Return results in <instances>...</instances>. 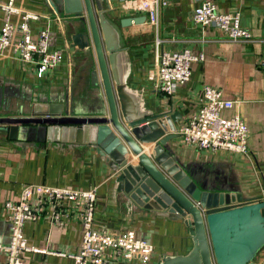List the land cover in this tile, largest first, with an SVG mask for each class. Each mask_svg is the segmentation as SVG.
I'll return each instance as SVG.
<instances>
[{
    "label": "crops",
    "instance_id": "obj_1",
    "mask_svg": "<svg viewBox=\"0 0 264 264\" xmlns=\"http://www.w3.org/2000/svg\"><path fill=\"white\" fill-rule=\"evenodd\" d=\"M133 1L93 0V3L95 7L96 2L100 3L105 16L118 26L130 56L128 85L143 90L148 107L177 110L180 113L177 126L197 111L203 99L202 87L209 84L234 100L228 113H240L249 125L247 155L198 149L185 144L177 134L168 143L174 146L178 161L199 184L220 182L246 198L264 199V69L261 64L264 61V0H211L220 11L240 12L241 26L251 33L246 41H231L216 26L194 23L191 12L200 0L169 1L160 15V47L164 50L188 47L196 54L203 53L202 60L191 63L190 79L178 85L169 96L148 79V74L155 69L153 33L145 23L120 26L122 18L143 15L142 10L127 6ZM12 3L20 11L37 15L28 19L32 38L36 39L41 29L48 28V49L60 50L63 59L57 67L38 77L11 49L2 51L0 89L9 96L11 106L9 110L2 108L0 114L24 112L30 102L43 99L72 98L87 113L93 112L95 106H104L101 86L92 85L90 80V70L96 62L93 51L72 45L70 36L74 27L82 26L79 16L55 10L49 0H13ZM10 15L18 25V14ZM4 17L5 12L0 10V26ZM19 37L17 30L14 39ZM115 177L116 173L92 146L46 142L23 147L0 128V244L9 241V211L5 203L18 199L23 184L45 183L78 189L95 187V228L111 232L131 229L154 247L147 262L120 259L108 250L109 264H157L165 253H185L192 241L182 220L131 204L117 189ZM64 206L72 208L69 202ZM51 213L52 206L45 204L37 219L24 223L28 245L44 249L23 252L25 264H73L70 255L80 249L81 221L73 211L68 219L63 217V227L53 225ZM256 260L264 264V248ZM4 263L5 255L0 249V264Z\"/></svg>",
    "mask_w": 264,
    "mask_h": 264
},
{
    "label": "water",
    "instance_id": "obj_2",
    "mask_svg": "<svg viewBox=\"0 0 264 264\" xmlns=\"http://www.w3.org/2000/svg\"><path fill=\"white\" fill-rule=\"evenodd\" d=\"M49 3L79 16L82 26L74 27L72 45L93 51L90 80L101 86L105 104L87 113L72 98L32 101L24 112L0 114V128L8 138L23 147L46 142L92 146L116 173L117 189L131 204L181 219L191 247L185 253H165L157 264H260L256 257L264 248V200L246 198L220 182L199 184L181 165L168 143L177 135L180 113L148 107L143 90L128 85L127 46L100 3ZM144 18L125 17L120 26ZM3 92L0 110H9L10 98Z\"/></svg>",
    "mask_w": 264,
    "mask_h": 264
},
{
    "label": "built area",
    "instance_id": "obj_3",
    "mask_svg": "<svg viewBox=\"0 0 264 264\" xmlns=\"http://www.w3.org/2000/svg\"><path fill=\"white\" fill-rule=\"evenodd\" d=\"M8 0L0 2V10L5 17L0 26V53L11 49L16 58L24 65L34 69L38 77L57 67L62 59L60 50H49L50 32L41 29L36 39L30 34L29 18H36L35 13L20 11ZM170 0H134L127 6L143 11L148 30L154 35L153 54L154 71L148 79L155 82L158 90L171 95L176 87L186 83L191 76V63L203 59V53H194L188 47L177 50H164L160 47L159 21L161 11L168 6ZM18 14L20 21L15 25L10 14ZM194 23L202 26L213 25L231 41H246L251 33L240 24L238 10L220 11L211 0H200L191 12ZM20 37L14 39L16 31ZM264 69V61L261 63ZM202 102L197 111L180 122L175 132L187 145L198 149L216 152L218 150L248 154L249 125L244 117L236 112L229 114L234 100L223 94V91L209 84L202 87ZM264 200V199H263ZM71 203V210L64 203ZM96 188L78 189L54 186L45 183H26L22 185L16 201L5 203L9 211V241L0 244L5 255L4 264H25L23 252L41 251L28 245L24 236V223L35 220L42 213L43 206H52L50 221L53 225L63 227V217L70 216L73 211L79 217L82 228V239L78 252L71 254L73 264H109L108 250L124 260L138 259L149 261L154 252L153 245L146 239L138 237L131 229L120 232L98 230L94 226Z\"/></svg>",
    "mask_w": 264,
    "mask_h": 264
}]
</instances>
